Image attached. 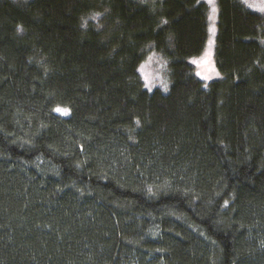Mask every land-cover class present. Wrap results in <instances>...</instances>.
Listing matches in <instances>:
<instances>
[{
	"label": "trees",
	"instance_id": "trees-1",
	"mask_svg": "<svg viewBox=\"0 0 264 264\" xmlns=\"http://www.w3.org/2000/svg\"><path fill=\"white\" fill-rule=\"evenodd\" d=\"M218 10L206 83L204 0H0V264H264V15Z\"/></svg>",
	"mask_w": 264,
	"mask_h": 264
},
{
	"label": "rangeland",
	"instance_id": "rangeland-1",
	"mask_svg": "<svg viewBox=\"0 0 264 264\" xmlns=\"http://www.w3.org/2000/svg\"><path fill=\"white\" fill-rule=\"evenodd\" d=\"M19 1H30V0H19ZM208 6V37L206 41V47L196 62L197 76L206 83L212 82L213 80L220 79L222 75L216 65L215 60V49L216 39L218 35V0H204ZM245 6L251 10L258 11L264 15V0H242ZM215 8V11H213ZM215 30L214 32L212 30ZM211 41V44L209 43ZM139 73L141 78L144 80L145 86L148 90L160 89L164 93L170 91L171 78L169 77L168 62L159 55L155 57H149L139 66ZM141 69H143L141 71Z\"/></svg>",
	"mask_w": 264,
	"mask_h": 264
},
{
	"label": "snow or ice",
	"instance_id": "snow-or-ice-1",
	"mask_svg": "<svg viewBox=\"0 0 264 264\" xmlns=\"http://www.w3.org/2000/svg\"><path fill=\"white\" fill-rule=\"evenodd\" d=\"M213 11H215V8H213ZM213 32L215 31L214 29L212 30ZM210 44H211V41L209 42ZM143 69H141V71H142ZM55 111H57V112H62L63 114H67L68 113V110L67 109H61V108H59V107H57L56 109H55Z\"/></svg>",
	"mask_w": 264,
	"mask_h": 264
}]
</instances>
